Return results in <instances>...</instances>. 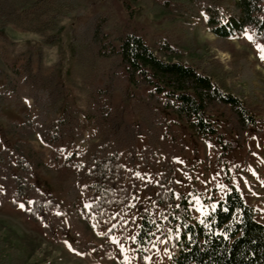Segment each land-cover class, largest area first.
<instances>
[{
    "label": "trees",
    "instance_id": "trees-1",
    "mask_svg": "<svg viewBox=\"0 0 264 264\" xmlns=\"http://www.w3.org/2000/svg\"><path fill=\"white\" fill-rule=\"evenodd\" d=\"M85 2L0 0V27L17 24L40 38L20 51L2 40L11 58L0 55V110L12 103L19 120L7 122L12 141L0 147V207L22 208L54 244L69 238L70 252L89 262L113 258L108 237L98 245L91 235L116 230L133 233L141 257L162 245L170 264H264V224L232 184L199 217L192 215L190 195L176 188L175 154L182 146L173 126L181 122L196 137L213 139L224 163L249 129L260 135L264 102L225 90L226 72L208 51L195 48L185 63L169 38L148 45L121 25L108 2L70 36L75 63L85 70V106L71 104L55 67L44 63L43 48L54 44L56 23ZM159 8L185 19L202 14L215 37L247 32L264 49V0H160ZM220 122L234 140L218 131ZM87 123L93 135L85 134ZM49 165L52 190L35 183ZM82 183L90 194L86 207Z\"/></svg>",
    "mask_w": 264,
    "mask_h": 264
},
{
    "label": "rangeland",
    "instance_id": "rangeland-1",
    "mask_svg": "<svg viewBox=\"0 0 264 264\" xmlns=\"http://www.w3.org/2000/svg\"><path fill=\"white\" fill-rule=\"evenodd\" d=\"M160 0H86L83 5L61 18L50 30L54 44L43 48L44 63L55 67L59 80L68 91L67 100L80 108L85 106L82 80L85 70L75 63L71 34L90 14L103 10L108 2L114 5L115 13L121 25L143 37L145 42L154 46L162 38H169L184 53L182 60L187 63L194 58L195 48L208 51L219 59L226 72L224 89L240 98L264 102V60L261 59L262 45L254 41L245 32L238 37L219 39L208 32L202 24V14L192 19L181 17L177 11L162 10ZM125 2L129 6L125 5ZM128 10H126V7ZM111 33L117 29L111 25ZM3 39L14 43L16 51L37 46L40 38L23 30L17 24L0 27V55L11 58L9 46ZM119 101V99H118ZM264 119V111L258 114ZM9 120H19V111L12 103L0 110V147L12 140L5 135ZM178 132L182 151L175 154L176 188L189 194L192 215L199 217L207 205L221 198L232 184L240 191L244 200L257 209V220L264 224V124L258 123L256 135L249 129L246 139L224 163L219 162V148L213 139H200L184 123H173ZM95 128L87 123L84 132L93 135ZM218 131L227 139L234 140V133H225L220 122ZM144 143L140 138L139 146ZM36 149L42 153L44 161L49 163L48 151L35 141ZM51 165L36 173L35 183L43 189L52 190L50 178ZM81 203L89 204L90 194L86 184L82 183ZM131 212L124 218L133 217ZM107 236L113 258L109 261L93 256L95 262H89L82 254H72L69 238L64 245L54 244L42 231L41 227L29 221L23 215L22 208L0 207V264H170L169 255L162 245L141 257L133 247V233L123 237L113 230L107 235L93 233L91 241L101 244Z\"/></svg>",
    "mask_w": 264,
    "mask_h": 264
},
{
    "label": "snow or ice",
    "instance_id": "snow-or-ice-1",
    "mask_svg": "<svg viewBox=\"0 0 264 264\" xmlns=\"http://www.w3.org/2000/svg\"><path fill=\"white\" fill-rule=\"evenodd\" d=\"M261 51H262L261 59L264 60V50ZM21 207H23V205H21Z\"/></svg>",
    "mask_w": 264,
    "mask_h": 264
}]
</instances>
